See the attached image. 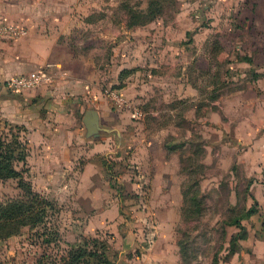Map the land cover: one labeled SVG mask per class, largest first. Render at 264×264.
<instances>
[{
    "label": "rangeland",
    "instance_id": "1",
    "mask_svg": "<svg viewBox=\"0 0 264 264\" xmlns=\"http://www.w3.org/2000/svg\"><path fill=\"white\" fill-rule=\"evenodd\" d=\"M0 5L9 6L0 10V26L5 18L12 23L39 21L74 56L88 59L96 71L93 83L98 96L68 95L51 86L44 94L24 96L6 89V80L0 79V131L18 125L28 139L29 171L24 175L45 209L43 218L36 216L34 222L0 239V264H98L96 251L103 247L116 251L111 264H142L157 236L164 249L178 258V264H212L214 258L217 264H264V158L257 153L255 138L231 137L239 133L238 124L230 122L224 112L219 114L217 104L212 108L221 121L214 122L212 130H205L200 122L186 123L183 113L188 101L174 99L175 81L180 76L178 54L166 59L164 47L152 38L168 30L178 35L179 20L187 17L204 26L226 18L233 23L237 19L234 5L227 8L225 0H0ZM152 17L160 22L146 31L130 29L133 18ZM140 34L146 35L143 40ZM193 73L198 86L211 81L208 75ZM219 77L212 76L214 89L200 90L202 101L207 99L200 103L208 104L210 98L230 94L238 86L234 80ZM111 91L122 97L121 105ZM101 103H105L100 107L102 123L118 115L120 135L115 138L113 134L111 153L92 155L82 116ZM70 108L73 118H68ZM135 110L138 115H133ZM143 110L147 112L144 118ZM37 117L45 120L42 125H36ZM36 128L46 136L48 148L42 145ZM165 130L170 134L162 142L172 147L171 156L178 159L179 169L171 172L181 181L184 198L178 216L173 203L171 228L160 225L166 220L163 203H155L159 216L148 203L150 173L132 159L146 140H152L151 136L160 140ZM190 134L194 138H188ZM146 135L149 137L144 139ZM58 148L63 154L61 168H42L41 154L48 151L42 160H51ZM115 151L121 152L117 158ZM127 178L139 183L137 191L126 192ZM254 194L259 197V212L244 222L247 237L231 253L235 246L230 237L238 229L226 222L242 215L253 204ZM24 196L16 179L0 180V202ZM110 198L115 202L108 201ZM183 214H191L192 219H182Z\"/></svg>",
    "mask_w": 264,
    "mask_h": 264
},
{
    "label": "crops",
    "instance_id": "2",
    "mask_svg": "<svg viewBox=\"0 0 264 264\" xmlns=\"http://www.w3.org/2000/svg\"><path fill=\"white\" fill-rule=\"evenodd\" d=\"M225 4L227 8L232 7V5L235 6L233 10L236 11L237 19L232 21L233 23H229L231 20L226 18L212 20L204 26L199 24L198 19L187 17L183 21L179 20L181 29L178 35H173L168 30L165 34H154L152 38L164 47L163 56L166 59L176 58V54H178L176 59L181 62L178 73L180 76L175 81L174 90L177 97L174 99L188 101L189 106L183 113L184 121L188 124L200 122L205 130H212L214 122L221 121V118H217V116L224 112L226 117H231L230 122L238 124L236 129L239 133L231 134V137L255 138L254 144L258 148L257 153L264 158V141L262 140L264 139V0H225ZM8 7L7 5H0V10H6ZM8 21L10 20L7 18L3 19L1 25L12 24L24 32L16 35H0L1 80H7L17 74H27L50 64L47 69L50 74L49 81H42L33 87L24 88L18 92L24 96L34 97L44 94L51 86L66 92L68 95H89L92 93L93 99L98 97L94 93L93 83L97 76L96 71L88 59L74 56L70 48L66 44L58 43L54 35L50 34L45 25L40 24L39 21L33 19H26L23 22L14 21V23ZM158 22H160L159 18H154L132 26L130 29L142 28L143 31H146L149 25L152 26ZM138 36L142 39L146 35L140 34ZM163 43H166L168 49H165ZM143 50L145 49L143 48ZM148 53L145 50L146 58L150 57ZM218 68L221 69L220 72ZM194 71L208 75L211 81H208L203 87L198 86L195 77H193ZM214 74L220 75L219 78L222 81L231 82L234 80L238 86L230 94L220 98L219 95L216 98L211 96L208 104L200 103L207 100L202 101L199 96L200 90L214 89L212 81ZM131 104L135 105V103ZM216 104L219 107L217 110L219 114L212 108V105ZM96 106L95 110L101 129L96 136L90 138L92 141L86 135L85 129V138H87V142H91L90 152L92 155L111 153L113 134L115 138L118 134L120 135V120L116 119L118 115L113 114L114 119L112 121L106 120L102 123L103 115L100 107H105V103ZM70 110L71 112L67 113L68 118H73V108ZM146 113V111H142L143 118ZM59 116H64V114L61 113ZM41 121L44 122L45 120L37 117L35 119L36 125H39ZM35 132L44 148H48L50 144L46 140L44 142L46 136L40 134V129ZM168 134L170 133L167 130L161 131L160 140L151 136L152 140H146L147 144L142 148L139 147L132 156V159L138 163L142 170L150 173L148 203L151 204L153 212L157 216H159V210L156 209L155 203H163V216L166 220L160 225L164 224L165 228L167 226L171 228L174 224V220H172L173 203H176L178 216L183 202L181 181H177L171 172L175 168L179 169L178 159L171 156L173 154L172 149H167L162 142L163 138L169 136ZM141 136L143 137V135ZM146 137L149 136H144V139ZM189 137L194 138V135L190 134ZM152 143H156V146H152ZM157 144L159 145L158 148H154L157 147ZM116 146H119V142ZM53 154L51 160H42V156L47 157L49 155L48 151L41 154L39 162L42 164V168H45L46 165L50 168H54V166L61 168L63 160L61 149L58 148V152L54 151ZM120 154L121 152L115 151L113 155L117 158ZM245 165L248 166L247 163ZM124 184L127 188L126 192L137 191L139 187V183L131 178H127ZM250 189H253V184L249 186ZM254 196L253 200L257 203V212L251 215L249 219L242 221L245 227L244 222L249 221L252 216L259 212V197L256 194ZM108 201L115 202V198H110ZM159 226L158 230L163 232L159 229L162 227ZM159 238L160 236L153 238L148 252L142 257V264H178V258L172 257V254L164 249Z\"/></svg>",
    "mask_w": 264,
    "mask_h": 264
},
{
    "label": "trees",
    "instance_id": "3",
    "mask_svg": "<svg viewBox=\"0 0 264 264\" xmlns=\"http://www.w3.org/2000/svg\"><path fill=\"white\" fill-rule=\"evenodd\" d=\"M133 16V15H132ZM130 15V17H132ZM129 17V18H130ZM157 17L146 19H132L129 26H135L152 20ZM15 129H17L15 131ZM21 127L11 126L8 131H0V180L16 179L17 185L22 189L24 198L7 199L0 202V239L16 233L20 226L34 222V218H43L45 209L40 206L37 200V194L32 188V185L25 175L29 171L28 156L30 152L29 142L20 132ZM166 147L172 149L169 145ZM183 193V192H182ZM183 195V194H182ZM184 199V198H183ZM257 212V203L254 200L253 204L246 208L244 213L238 217L230 219L228 224L235 225L238 231L235 235H231L230 242L232 247L230 252H234L238 242L246 239L247 230L242 221L249 219L251 215ZM192 219L191 214L182 215V219ZM36 223V221H35ZM85 251V250H83ZM116 251L103 247L100 251H96L99 256L98 264H111L114 262L113 256ZM78 255L77 257H80ZM189 263V262H188ZM186 263V264H188ZM68 264V261H67ZM212 264H217L214 258Z\"/></svg>",
    "mask_w": 264,
    "mask_h": 264
},
{
    "label": "built area",
    "instance_id": "4",
    "mask_svg": "<svg viewBox=\"0 0 264 264\" xmlns=\"http://www.w3.org/2000/svg\"><path fill=\"white\" fill-rule=\"evenodd\" d=\"M23 32L24 30L18 29L16 26L12 24L6 26L4 25L0 26V35L2 34L16 35ZM49 66L50 64H46L43 67L31 71L27 74L14 75L5 81L3 86L6 89H10L13 92H18L24 88L33 87L42 81H49L50 74L47 71ZM110 94L112 95V98L118 105H121L123 103L122 97H120L119 94L115 93V91H111ZM138 114H139L138 110H135L133 112V115H138Z\"/></svg>",
    "mask_w": 264,
    "mask_h": 264
},
{
    "label": "water",
    "instance_id": "5",
    "mask_svg": "<svg viewBox=\"0 0 264 264\" xmlns=\"http://www.w3.org/2000/svg\"><path fill=\"white\" fill-rule=\"evenodd\" d=\"M82 122L85 126L87 136H96L101 129L98 123V114L95 109H87L82 116Z\"/></svg>",
    "mask_w": 264,
    "mask_h": 264
}]
</instances>
